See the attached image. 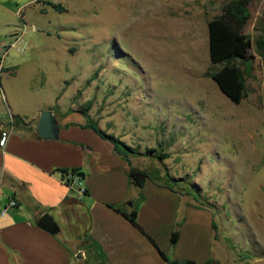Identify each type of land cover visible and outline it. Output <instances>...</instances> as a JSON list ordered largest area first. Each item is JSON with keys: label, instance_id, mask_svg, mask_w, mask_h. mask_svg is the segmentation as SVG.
<instances>
[{"label": "rangeland", "instance_id": "1", "mask_svg": "<svg viewBox=\"0 0 264 264\" xmlns=\"http://www.w3.org/2000/svg\"><path fill=\"white\" fill-rule=\"evenodd\" d=\"M35 1L0 9V45L17 39L0 66V119L12 126V115L29 121L39 108L88 116L138 153L133 167L182 179L175 194L216 227L211 264H264V0L249 6L254 59L239 104L205 74L219 68L206 25L229 0H43L61 13ZM90 248L80 264H104ZM188 253L199 256L185 241L179 255Z\"/></svg>", "mask_w": 264, "mask_h": 264}, {"label": "crops", "instance_id": "2", "mask_svg": "<svg viewBox=\"0 0 264 264\" xmlns=\"http://www.w3.org/2000/svg\"><path fill=\"white\" fill-rule=\"evenodd\" d=\"M14 6L18 12L16 0H0V9L11 12ZM6 48L10 46L0 45V57ZM41 111L29 121L14 114L27 123L24 128L0 119V264H80L90 247L104 264H166L153 244L113 209L129 213L139 198L137 223L169 259H210L213 222L208 212L150 181L142 188L130 184L129 164L70 113L61 111L59 117L52 112L58 137L40 138L36 127ZM63 169H79L84 178L65 184L59 173ZM43 214L55 223V234L37 227ZM174 229L178 239L171 246ZM185 241L196 247L197 258L179 255Z\"/></svg>", "mask_w": 264, "mask_h": 264}, {"label": "trees", "instance_id": "3", "mask_svg": "<svg viewBox=\"0 0 264 264\" xmlns=\"http://www.w3.org/2000/svg\"><path fill=\"white\" fill-rule=\"evenodd\" d=\"M251 1L252 0H229L223 3L220 7V13L210 19L206 25L209 62L212 66H219V68L215 71H212L211 68L205 74L215 82L221 94L233 104H239L246 96L243 76L244 72L249 70V62L254 59V55L250 52L251 40L248 35L244 33V28L250 19L249 6L251 5ZM35 2H40V0H36ZM42 2L54 11L59 13L64 11V8L60 4L43 0ZM256 54L264 65V42H257ZM241 66H243L244 69H242ZM87 117L85 124L80 125V127L92 130L100 138L112 144L114 152L129 164L128 179L130 184L142 188L146 182L150 181L159 187L177 193L174 188L182 179H176L171 176L165 167L152 168L150 170L133 167L130 158L132 156H138V153L113 136L104 133L98 128L94 121ZM11 118L13 121L11 124L12 126L17 128L27 127V123H25L19 115H12ZM148 154H153L154 158H158L160 161L167 158L166 154H157L155 150H150ZM78 172L79 169H63L59 171L61 177L66 173L75 175ZM140 202L141 198L136 202H130L132 204V210L129 213L122 212L119 208H111L120 213L153 244L166 264H211L210 260H206L202 263H197L188 259L170 260L164 252L158 249L153 239L147 235L137 223V207ZM211 228L213 231L216 229L213 223ZM177 239L178 230L175 229L170 235V245L174 246ZM91 244L93 245V243ZM93 246L95 250H97L98 247L96 245Z\"/></svg>", "mask_w": 264, "mask_h": 264}, {"label": "water", "instance_id": "4", "mask_svg": "<svg viewBox=\"0 0 264 264\" xmlns=\"http://www.w3.org/2000/svg\"><path fill=\"white\" fill-rule=\"evenodd\" d=\"M37 133L42 139L56 140L58 137V125L54 114L50 110L41 111L37 120ZM75 176L79 179L84 178L82 172H78ZM37 227L51 233L55 234L57 232V227L51 217L48 214H43L36 223Z\"/></svg>", "mask_w": 264, "mask_h": 264}, {"label": "built area", "instance_id": "5", "mask_svg": "<svg viewBox=\"0 0 264 264\" xmlns=\"http://www.w3.org/2000/svg\"><path fill=\"white\" fill-rule=\"evenodd\" d=\"M17 43V39L10 45V47H13V44ZM7 53V50L4 51L3 55L0 57V66L2 64V60H3V56L6 55ZM5 139H6V134H3L2 135V138H1V146L4 145V142H5ZM61 181L65 184H71L73 182H76L78 183L79 181V178H77L74 174H71V173H66L65 175H63L61 177ZM78 192L79 194L82 196L85 194V191L83 189H78ZM15 204L14 203H11V206H14Z\"/></svg>", "mask_w": 264, "mask_h": 264}]
</instances>
